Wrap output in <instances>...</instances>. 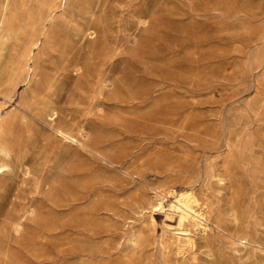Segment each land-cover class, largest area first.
Segmentation results:
<instances>
[{"label": "rangeland", "instance_id": "1", "mask_svg": "<svg viewBox=\"0 0 264 264\" xmlns=\"http://www.w3.org/2000/svg\"><path fill=\"white\" fill-rule=\"evenodd\" d=\"M0 128V264H264V0H0Z\"/></svg>", "mask_w": 264, "mask_h": 264}, {"label": "bare ground", "instance_id": "2", "mask_svg": "<svg viewBox=\"0 0 264 264\" xmlns=\"http://www.w3.org/2000/svg\"><path fill=\"white\" fill-rule=\"evenodd\" d=\"M33 44H38V41L33 42ZM56 132L65 137H70L69 133L60 127L56 128ZM4 166L5 165L3 164L0 165V169H3ZM153 206H156L158 208L165 207L164 198L162 196H158L155 199ZM168 208L177 215V232H175L177 233L178 237H185L187 239H191V236L189 234L190 230L188 231V229L185 227L186 223L189 221H192L195 225L203 229L208 228V218L206 216L204 208L199 202L198 198L195 197L191 191L173 190V198L170 199V201L168 202Z\"/></svg>", "mask_w": 264, "mask_h": 264}]
</instances>
